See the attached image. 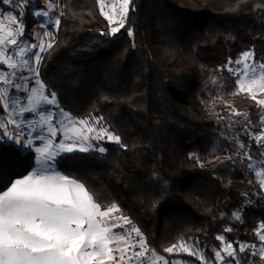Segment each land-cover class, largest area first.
<instances>
[{"label":"trees","instance_id":"obj_1","mask_svg":"<svg viewBox=\"0 0 264 264\" xmlns=\"http://www.w3.org/2000/svg\"><path fill=\"white\" fill-rule=\"evenodd\" d=\"M63 2L40 78L62 109L102 117L121 143L63 155L57 169L117 204L168 264H200L166 251L181 242L211 263L227 243L246 246L239 261L261 248L264 193L247 157L264 163V111L228 65L248 51L264 63V0H131L117 37L98 0ZM35 163L34 151L0 140V193Z\"/></svg>","mask_w":264,"mask_h":264},{"label":"snow or ice","instance_id":"obj_2","mask_svg":"<svg viewBox=\"0 0 264 264\" xmlns=\"http://www.w3.org/2000/svg\"><path fill=\"white\" fill-rule=\"evenodd\" d=\"M0 2L13 5L14 0H0ZM28 0H25L27 3ZM101 3V11L103 12V0ZM130 0H122L120 19L117 20L115 7L111 13L103 14L110 23H119L120 27L124 26V19L127 16ZM25 4L19 5L24 7ZM54 9L52 4L46 6ZM37 17L47 16L49 13L45 11H37ZM20 13L15 15L9 14L6 17L0 13V64L7 65L13 70L17 69L21 64L27 66L29 61L24 59L26 49L20 48L19 55L21 61L17 62L12 56L8 55L7 45L17 46V35L23 34V26L18 17ZM8 23L5 24L4 20ZM60 20L55 21L58 27ZM15 25V28H13ZM120 28H112L111 33L115 35ZM129 35L132 32L129 31ZM39 47L40 51L45 50L44 45H32V48ZM52 44H48L47 48H52ZM253 54L251 51L243 53L242 59L235 63L242 64V73L238 74L239 90L248 92L252 95V99H256V91L264 92V63H260L258 67L249 64ZM34 59L38 64L41 60L39 55H35ZM231 63V61H230ZM231 71V69H230ZM36 75H39L38 70ZM243 76V78H239ZM0 83L9 84L7 76L0 75ZM8 89L0 91V98L7 97ZM56 102L55 93L44 94V87L34 91L27 100L26 106H20L17 111L20 115L24 113H34L41 108L42 104H53ZM19 103V102H17ZM258 104L264 105V100H258ZM8 105L5 103V109ZM239 114V113H237ZM68 120L67 125L60 128L52 124L53 117L51 115H41L39 126H47L49 138L43 147H36L38 154L36 163L38 165H48V162L54 164L57 155L63 152L88 151L92 145L88 143L90 139H103L105 136L111 141L120 144V137L112 135L106 128L93 127L88 120H73L65 114ZM99 119H102L99 118ZM16 130H21V123L16 120L9 121ZM98 123V120H97ZM79 125V127L77 126ZM3 129V135H7L11 139V131L7 126L0 124ZM58 131L63 132L64 141L57 143L51 137H55ZM95 133V136H91ZM38 139L44 140L43 136ZM257 140H264V135L257 137ZM20 143V141H16ZM28 146H32V141H27ZM243 147V145H241ZM99 152H104L103 147H98ZM251 159V157H249ZM51 165L43 167L42 170H33L31 174L23 178L16 179L11 183L5 191L0 193V264H125V256L128 248H135V243H129L128 247H112L113 244L127 243L126 237L130 233L119 234L113 231L116 227H121L120 221L124 224L130 223L127 217L118 216L112 219L113 214L119 212L116 205L104 206L97 202L94 195L86 188L85 184L69 178L59 172L51 170ZM259 183L264 188V169L257 171ZM236 218L240 219L239 213ZM260 231L257 233L261 242H264V224L260 225ZM137 236L141 237L138 241L140 251H136L134 256L143 258L149 251L146 241L142 238L139 229L131 230ZM231 231V229H228ZM221 242L224 237H217ZM177 245H173L166 249L171 253L176 249ZM189 254H195L187 248L183 242L179 245ZM251 247H255L252 245ZM246 246L239 245L238 249L231 243L225 244L223 252L227 258H230V264H239L236 260L237 251L244 252ZM257 255V253H253ZM260 259L264 260V248L259 250ZM225 255L220 251L215 253V258L220 264H225ZM203 260V257H200ZM132 259V257H128ZM163 260V257L152 253L151 264ZM140 264H143L141 260ZM164 264H168L164 261ZM247 264V261H245Z\"/></svg>","mask_w":264,"mask_h":264},{"label":"rangeland","instance_id":"obj_3","mask_svg":"<svg viewBox=\"0 0 264 264\" xmlns=\"http://www.w3.org/2000/svg\"><path fill=\"white\" fill-rule=\"evenodd\" d=\"M131 2V0H130ZM99 7L101 10V3L99 2ZM121 3L122 0H103V12H107L109 14L111 13V10L113 7L116 9V14H117V20L120 19L119 13L121 12ZM52 4L54 6V9L47 8L46 6ZM2 2H0V13H2L5 17L9 14L15 15V11L11 8V6H6ZM130 6V4H129ZM31 7V8H30ZM6 9L7 11H5ZM48 11L47 16H41L37 17L36 12L37 11ZM129 10V8H128ZM21 11V18L19 19L20 23L23 26V34L22 35H17L15 38L18 41V47L17 46H12V45H7V51L8 55L12 56L17 62L21 61V57L18 54L20 48L26 49V55L24 59H27L29 61V64L27 66L20 65L17 69L13 70L11 68H8L7 65H2L0 64V75L7 76L9 78L10 83L9 84H3L0 83V91H3V89L7 88L8 89V95L7 97H2L0 98V124H4L7 126L8 130L11 131V139L7 135H3V129H0V140L4 141L6 143L14 144L17 147H20L23 151H29L28 148H31L35 145H40L41 143H46L47 139L49 138V133L47 131V126L45 125L44 127H40L38 122L40 119L41 115H51L53 117L52 119V124L60 128L63 125L68 124V120L66 119L65 114L67 116H70L73 120H88L93 127L97 128L99 130L100 128H106L109 133L112 135L117 136L114 132L111 131L109 126L102 120L99 119V117H87L85 119H78L73 117L70 113L65 111L64 109L61 108L57 96L56 97V102L53 104H42L41 108L37 110V112L34 113H24L23 115H20L17 111V109L20 106H26L27 100L31 97L32 93L34 91H37L41 88V85L44 87V94L48 95L51 92H48L44 83L42 82L40 78V66L41 62L43 60L44 55L50 50L47 48V45L54 44L56 40V34L58 27L55 26V21L57 19L61 20L64 12H65V6L63 0H30V2L24 7V9L20 10ZM128 13V12H127ZM104 15V14H103ZM105 16V15H104ZM28 19H31L34 23L30 28L28 27ZM108 20V19H107ZM124 19V24H125ZM109 22V20H108ZM4 23L7 24L8 21L5 19ZM110 28L107 33V35L111 37H117L121 34V30L123 27H120V24L117 23H110ZM13 28H15V25H13ZM112 28H120V31L117 32L115 35H112L111 29ZM32 45H44L45 50L40 51L39 47L32 48ZM253 54V51H251ZM39 55L41 57L40 62L37 64L34 56ZM243 54L241 57L238 59H242ZM237 61V60H236ZM248 63L251 65L255 63V65L258 67L260 63L256 62L254 60V54L252 60H249ZM228 69L234 74V76L237 78V84H238V74L242 73L243 70V65L238 64L234 62H231L228 65ZM38 70L39 75H36V71ZM239 78H243V76H239ZM238 89H239V84H238ZM249 97L252 98V95L248 92H241ZM256 101L258 100H264V92L261 91H256ZM19 102V103H17ZM5 103H7L8 107L5 109ZM264 111V105H261ZM49 107V108H46ZM10 120H16L17 122H20L22 127L21 130H16L13 125L9 122ZM98 120V123H97ZM262 133L258 134L255 136L256 142L264 147V140H257V137L264 135V118L262 122ZM79 127V125H77ZM91 136H95V133H91ZM39 136H43L44 140L41 141L38 139ZM51 139L54 140V142L61 143V142H66L64 141L63 137V132L58 131L57 135L55 137H51ZM31 140L32 141V146L29 147L27 141ZM16 141H20V143H17ZM40 142V143H39ZM92 145V147L86 151V152H99L97 150L98 147H103L105 149L104 152H99V153H105L106 152V146L108 144L112 145H120L115 143L114 141H111L105 136L103 139L95 140V139H90L88 141ZM26 149V150H25ZM75 152H81L79 150L73 151L70 153L63 152L60 153L58 156H63L66 154H72ZM249 165L253 171V173L256 176V179L259 182V177L256 175L257 171H261L264 169V163L257 162L254 159H249ZM260 184V183H259ZM261 187V186H260ZM262 192L264 193V188L261 187ZM260 229V226L258 227V230ZM180 243L177 244L176 249L173 250V252L169 254H187L194 256L200 261V264H211V262H208L206 260V257L204 255V252L201 251L198 247L192 245V244H186L184 245L189 248L192 252L195 254H189V252L184 251L182 248L179 247ZM225 246V245H224ZM223 246V248H224ZM223 248L220 251L222 255L226 254L223 252ZM262 248V247H261ZM261 248H253V250L259 251ZM259 249V250H258ZM203 257V260L200 257ZM228 258L226 257V260ZM217 260V259H216ZM225 260V261H226ZM217 263L220 264V261L217 260ZM173 264H193L190 262H186L183 260H175Z\"/></svg>","mask_w":264,"mask_h":264},{"label":"built area","instance_id":"obj_4","mask_svg":"<svg viewBox=\"0 0 264 264\" xmlns=\"http://www.w3.org/2000/svg\"><path fill=\"white\" fill-rule=\"evenodd\" d=\"M29 2H30V0H28L27 3H25V0H14L13 6H16L17 8L23 10L24 7ZM21 4H25V6L22 7V8L19 7V5H21ZM111 205H116L119 208V212H116L114 214L115 217H118V216H121L122 215L124 217H127L128 220L130 221V223H128V224H124L123 221H120L119 222L121 224V227H118L119 234L130 233V235H128L126 237L127 243L122 242L123 243V247H128V244L129 243H135L137 245L135 248H128V251H127L126 256H125V264H140L141 260H143V264H151V261H152V253L154 252V250L147 244V247H148L149 251L146 253V256L145 257H143V258H137V257L134 256V253L136 251H140L141 250L139 248V244H138V241L141 239V237L137 236L136 233L135 232H132L131 230L133 228H136V229H139V228L136 227L133 224L132 219H131L130 216L125 215L122 212V209L117 204L113 203V204H108V205H102V208L104 206H111ZM140 233H141L142 238L146 241L145 235L141 231H140ZM261 243H262V248H264V242H261ZM253 253H257V255H254ZM258 253H259L258 251H252L242 261H239V260H237V261L239 262V264H245V261H247V264H264V260L260 259ZM128 257H132V259H128ZM164 261H165L164 259L163 260H160V261H157L156 264H164ZM211 264H219V263H211ZM225 264H230V258H228L225 261Z\"/></svg>","mask_w":264,"mask_h":264},{"label":"crops","instance_id":"obj_5","mask_svg":"<svg viewBox=\"0 0 264 264\" xmlns=\"http://www.w3.org/2000/svg\"><path fill=\"white\" fill-rule=\"evenodd\" d=\"M6 6H8L9 7V5H5V8H7ZM31 8V7H30ZM8 9V8H7ZM5 11H7L6 9H4ZM46 108H49V107H46ZM40 143V142H39ZM43 145H44V143H41L40 145H35V146H33V147H31V148H28L30 151H34L35 152V154H36V160H37V156H38V154L36 153V151H35V148L36 147H43ZM20 147H22V146H20ZM23 148V147H22ZM24 149V148H23ZM26 150V149H25ZM61 156H58L57 155V157H56V159H55V162H54V164H52V162H48V165H43V166H41V165H38L37 163H35V167L33 168V170H42L43 169V167H48L49 165H51V168H50V171L51 170H54V171H56V172H59V173H61L58 169H57V167H56V163H57V160L60 158ZM32 170V171H33ZM31 171V172H32ZM31 174V173H30ZM61 174H63V173H61ZM64 175V174H63ZM115 214V213H114ZM114 214H113V217H112V219L113 220H115V216H114ZM113 231L115 232V233H119V231H118V227H116V228H114L113 229ZM112 247H123V243L121 242L120 244H113V245H111Z\"/></svg>","mask_w":264,"mask_h":264}]
</instances>
